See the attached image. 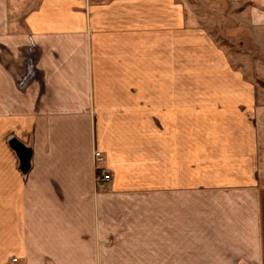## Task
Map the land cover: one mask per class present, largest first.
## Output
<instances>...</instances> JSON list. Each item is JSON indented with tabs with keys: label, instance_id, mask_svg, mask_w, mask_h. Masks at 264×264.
Wrapping results in <instances>:
<instances>
[{
	"label": "crops",
	"instance_id": "0c3cea01",
	"mask_svg": "<svg viewBox=\"0 0 264 264\" xmlns=\"http://www.w3.org/2000/svg\"><path fill=\"white\" fill-rule=\"evenodd\" d=\"M192 4L0 0V264H264V62Z\"/></svg>",
	"mask_w": 264,
	"mask_h": 264
},
{
	"label": "rangeland",
	"instance_id": "374dc122",
	"mask_svg": "<svg viewBox=\"0 0 264 264\" xmlns=\"http://www.w3.org/2000/svg\"><path fill=\"white\" fill-rule=\"evenodd\" d=\"M233 0H189L192 2L194 11L203 13L202 7L198 4L203 3L208 8H212L214 13H220V30L212 23H206V29L209 31L212 39L220 46V49L225 51L226 56L232 68L243 70L246 72V77L250 75V65L253 61L264 62V46L261 38L255 37V32L251 30L254 22L250 21V8L255 7L250 4V0L241 1L242 19L237 22L233 21V15L237 14V8L233 7ZM211 4V6L209 5ZM197 6V8H196ZM259 6V3H257ZM203 24V23H202ZM263 23H260V25ZM204 26V25H202ZM251 35V36H250ZM259 89L264 92V83L260 80H255ZM197 86V85H196ZM200 87L194 86V92Z\"/></svg>",
	"mask_w": 264,
	"mask_h": 264
},
{
	"label": "built area",
	"instance_id": "2783aa9c",
	"mask_svg": "<svg viewBox=\"0 0 264 264\" xmlns=\"http://www.w3.org/2000/svg\"><path fill=\"white\" fill-rule=\"evenodd\" d=\"M95 154V159L98 163H102L104 161V156L101 154V152L96 151ZM112 175L111 173L103 168V167H98L96 170V182L100 188L105 187L110 181L112 180ZM18 259H13V263H17Z\"/></svg>",
	"mask_w": 264,
	"mask_h": 264
},
{
	"label": "water",
	"instance_id": "95a60500",
	"mask_svg": "<svg viewBox=\"0 0 264 264\" xmlns=\"http://www.w3.org/2000/svg\"><path fill=\"white\" fill-rule=\"evenodd\" d=\"M13 145H15L18 155L21 159L22 163V168L24 171H27L29 168L30 164V156H31V151L29 149H26L23 145H20L18 142H14Z\"/></svg>",
	"mask_w": 264,
	"mask_h": 264
}]
</instances>
